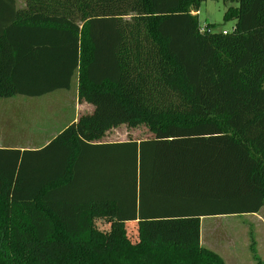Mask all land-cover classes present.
Returning a JSON list of instances; mask_svg holds the SVG:
<instances>
[{
	"label": "trees",
	"instance_id": "1",
	"mask_svg": "<svg viewBox=\"0 0 264 264\" xmlns=\"http://www.w3.org/2000/svg\"><path fill=\"white\" fill-rule=\"evenodd\" d=\"M202 1L0 0V98L78 74L95 106L0 147V264H224L186 238L264 206V0H229L226 33L200 27ZM120 123L155 136L93 142Z\"/></svg>",
	"mask_w": 264,
	"mask_h": 264
},
{
	"label": "rangeland",
	"instance_id": "2",
	"mask_svg": "<svg viewBox=\"0 0 264 264\" xmlns=\"http://www.w3.org/2000/svg\"><path fill=\"white\" fill-rule=\"evenodd\" d=\"M225 1L226 3L223 0L202 1L199 11L193 12L198 14L202 29L209 23L215 24V31L233 29L234 22L224 20L227 6L231 5L229 0ZM56 91L41 97L15 95L0 98V146L20 144L35 146L43 143L46 138L35 139L31 136L41 126H53L60 130L68 125L72 117L70 107L73 102L76 108L80 105L81 114L91 111L92 106L85 100V91L79 83L78 74L69 91ZM61 101L68 103L62 104ZM24 131L27 139L20 138L24 137L22 135ZM112 131L108 130L100 139H113ZM140 131L144 132L139 134V137L146 138L145 130L140 128L138 132ZM262 220L254 215L201 218L196 222L200 229L190 232L186 240L198 241L200 246L218 254L224 264H255L253 249L264 262V211ZM128 231L136 234V228L132 225L128 226ZM106 235L108 234L105 231L95 233L91 244L104 246ZM112 239L114 240V235ZM137 239L138 236L132 240Z\"/></svg>",
	"mask_w": 264,
	"mask_h": 264
},
{
	"label": "crops",
	"instance_id": "3",
	"mask_svg": "<svg viewBox=\"0 0 264 264\" xmlns=\"http://www.w3.org/2000/svg\"><path fill=\"white\" fill-rule=\"evenodd\" d=\"M15 1H16L18 8H23L25 6L26 0H15ZM224 31H228V30H224ZM62 90H65V89H61L58 91H62ZM69 90H66V91H69ZM55 92H57V91H55ZM77 94H78V92H77ZM77 99H79V98L77 97ZM85 100L88 102V104L90 106H92L91 111H89L88 113H85V114H81L80 105H79V107L77 106V108H76L74 105V102H73V104L71 103L72 105L70 108H71V112H72V117H71L69 123L70 122L79 123L83 117H85L87 115H92L94 113V111H95L94 104L89 102L87 99H85ZM61 103L66 104L68 102L67 101L66 102L61 101ZM140 128L145 130V133L147 134L146 138L145 137H139L140 136L139 134L144 132V131L138 132V130ZM110 129L114 131V132L112 131L114 138L113 139H107V140H104V139L101 140L100 138L103 137L105 135V133ZM60 130H59V128L58 129L53 128V126H41L40 129L36 130L34 135L31 137L35 138V139H37L39 137L46 138V140L43 143L35 145V146H30L27 144L26 145L20 144V145H4V146H0V147H15V148H20V149L40 148L44 144H46L51 138H53ZM25 131L22 133V135H24V137L21 136L20 137L21 139H27L26 135H25ZM154 136H155L154 132L149 128V126L146 123H140L137 125H131L129 123H120L116 126L108 128L99 138L94 139L93 142H117V141H127V140L140 141V140H144V139H152V138H154ZM106 137H108V135ZM263 211H264V206L257 213H246V214H242V215H254L260 221H263L262 220L263 219ZM221 216H229V215H221ZM215 217H220V216H215ZM201 218H208V217H201Z\"/></svg>",
	"mask_w": 264,
	"mask_h": 264
},
{
	"label": "built area",
	"instance_id": "4",
	"mask_svg": "<svg viewBox=\"0 0 264 264\" xmlns=\"http://www.w3.org/2000/svg\"><path fill=\"white\" fill-rule=\"evenodd\" d=\"M224 33H226L227 31H223Z\"/></svg>",
	"mask_w": 264,
	"mask_h": 264
}]
</instances>
